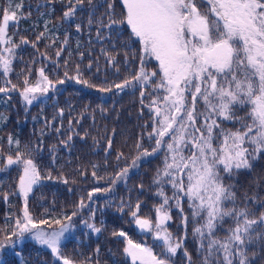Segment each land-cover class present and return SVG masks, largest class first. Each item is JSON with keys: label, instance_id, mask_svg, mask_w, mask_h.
Segmentation results:
<instances>
[{"label": "snow or ice", "instance_id": "6c2138e0", "mask_svg": "<svg viewBox=\"0 0 264 264\" xmlns=\"http://www.w3.org/2000/svg\"><path fill=\"white\" fill-rule=\"evenodd\" d=\"M120 2L122 10L117 14L114 0H103L100 7L105 11L99 16L89 13L88 24L96 25L98 37L102 29L126 26L129 34L124 46L130 48L131 44H138L139 49L131 52L132 61L125 53L128 75L120 83L99 90L110 92L115 88L138 92L140 115L143 117L146 110L148 118L132 146L136 155L131 163H125L108 179V188L93 187L86 193V199L93 202L96 193L113 191L118 182L128 179L130 169L140 166L142 159L162 157L152 178L155 195L160 198V203L153 206L155 216L142 217V202L139 200L134 205L122 200L117 209L130 215L129 223L135 224L142 232H151L154 240L161 242L160 252L157 254L151 247L135 242L123 230H114L112 236L123 238L125 257L131 264H174L172 258L178 250H183L185 264H195L192 253L184 246L191 225L199 264H251L255 252L250 251V247L258 242L264 245V196L255 191L264 188V173L253 177L251 195L248 191L238 195L234 181L243 171L252 173L254 163L264 158V0ZM5 3L6 7L0 5L3 13L0 18V45H6L0 49V68L7 77L13 70L16 49L20 47L7 32L10 22L13 25L18 23V13L23 16L20 12L23 4L15 3V0H5ZM85 3L97 7L94 0H67L63 18L74 17L78 7ZM45 30L48 31L47 24ZM76 30H81L80 24L76 25ZM44 37L45 33L41 32L31 42L37 51V43ZM29 43L21 37V45ZM55 43L56 40L52 39V44ZM67 43L65 37L63 45ZM63 45L56 51L57 57L64 51ZM106 56L116 67L115 57L108 53ZM152 61H155L154 66H150ZM132 62H136L135 67H132ZM64 63L67 66L68 61ZM91 67L90 63L88 68ZM116 71L119 73V67ZM75 73L70 76L65 71V79H58L55 84L74 80L89 88L96 87L83 77L79 64L75 66ZM17 75L24 76L23 88L19 89L8 80L6 85L10 86L0 87V93L7 95L18 91L22 100L30 105L38 95L44 96L50 88H55L43 67L38 70L34 82L28 78L32 75L31 68L28 75H24L23 70ZM63 114L64 110L60 109L58 115L62 117ZM2 119L5 118L0 116ZM229 124L231 127L226 126ZM45 126H48L47 121ZM69 126H72L71 120ZM149 128L150 131L147 130ZM55 131L60 133V128ZM113 136L115 129L107 140V149L112 148ZM145 137L148 147L144 145ZM7 142L15 146L16 152L13 156L0 150V172L15 166L18 176L15 191L3 193L2 198L7 202L10 194H19L23 206L19 215L9 214L5 225L0 227V250L16 245L27 236L50 250L55 264H100L99 259L94 260L91 256L78 261L63 251L66 233L75 227L73 217L82 209H90L88 219L82 223L95 233L103 230L90 222L95 220V210L85 203L84 196L70 215L53 218L45 208L43 215L46 218H37L29 209L30 194L43 180H59L65 185L76 181H70L63 172L53 176L49 170L47 175H41L35 156L42 150L43 140L26 144L23 149L20 140L11 135ZM60 143L67 145L64 140ZM50 151L54 165L55 145ZM127 159L123 152H118L117 167L120 161L126 162ZM97 167L92 165L94 178L97 177ZM74 171L81 178L87 176L86 171L79 167ZM169 186L171 195L166 191ZM140 189L143 191L142 184ZM52 208H55L54 201ZM125 208L128 210L126 213ZM173 208L178 210L180 217L183 229L180 236L168 228ZM53 224L57 227L53 228ZM49 228L50 231L47 230ZM99 251L97 248L96 254Z\"/></svg>", "mask_w": 264, "mask_h": 264}, {"label": "trees", "instance_id": "16d2710c", "mask_svg": "<svg viewBox=\"0 0 264 264\" xmlns=\"http://www.w3.org/2000/svg\"><path fill=\"white\" fill-rule=\"evenodd\" d=\"M21 2L23 7L20 12L23 16L18 13V23L13 25L10 22L7 32V35L20 47L16 49V57L12 62L13 70L7 77L0 68V87L10 86L6 85L10 80L12 84L22 89L24 76L17 74L23 70L24 75H28V69L31 68L32 75L28 78L30 82H34L38 77V70L42 67L55 84L58 79H65V71H68L70 76H74L77 64L80 65L83 77L96 85L89 88L75 83L74 80H66L64 84H55V88H50L46 95H38L30 105L22 100L18 91L7 95L0 93V116L5 118L0 120V150L5 155L15 156V146H10L7 142L9 135L20 140L21 149L26 144H36L43 140L42 150L35 156L41 175H47L49 170L53 176L63 172L70 181H76L65 185L59 180H43L41 185L34 186V192L30 194V211L37 218H46L43 215L45 208L49 209V214L53 218L64 214L70 215L80 198L85 197V203L90 204L91 209L95 210V220L90 222H94L103 230L95 233L81 225V220L88 219L90 215L89 208L82 209L79 215L73 217L75 227L66 237L63 251L78 261L91 256L94 260L99 259L100 264H131L130 259L123 253L125 246L122 242L123 238L112 236L114 230L125 231L135 242L147 245L159 254L160 243L129 223L131 216L117 209L122 200L125 203L130 201L133 205L139 200L142 202L140 215L155 216L153 206L160 203V198L155 195L156 188L152 185V178L162 157L142 160L138 168L129 171L128 179L118 182L113 191L96 193L93 202L86 199V193L93 187L108 188V179L124 167L125 163L130 164L131 159L136 155L132 146L140 137L142 126L148 118L146 110L143 117L140 115L139 93L130 89L119 91L113 88L110 92H102L99 89L120 83L128 75L127 65L124 63L125 53L129 54L128 60L132 61L131 52L138 51L139 45L131 44L130 48L124 46L129 34L126 26L102 29L100 37L97 36L96 25L89 26L88 18L89 13L99 16L105 11L104 7H100L103 0H94L96 8L85 3L78 7L74 17L68 19L63 18V12L68 6L67 0H15V3ZM0 5L7 6L5 0H0ZM114 6L116 13L119 14L122 10L120 0H114ZM2 15L3 13L0 12V18ZM46 24L48 31L45 30ZM77 24L81 25L79 32L76 30ZM41 32L45 33V37L37 43V51L32 47L31 42L35 41L36 36ZM21 37L26 38L30 43L21 45ZM65 37L68 43L63 45ZM52 39L56 40L55 44H52ZM62 45L64 51L57 57L56 51ZM5 46L0 45V49ZM106 53L115 57L116 67L120 69L119 73L116 67L109 63ZM66 60L67 66L64 63ZM90 63L91 69L88 68ZM135 64L136 62H132V67H135ZM154 64L155 61H152L150 66ZM60 109L64 110L62 117L58 115ZM77 120L79 123H76ZM45 121L48 122L47 127ZM226 126L231 127L230 124ZM56 128H60V133L55 131ZM113 129H115V136L112 137L113 145L111 149H107V140L112 136ZM41 130L44 132L43 136ZM147 130L150 131V128ZM69 136L71 140H68ZM62 140L67 141V145L61 144ZM53 145H55L56 157L54 165L53 154L50 151ZM144 145L148 147L146 137ZM118 152H123L128 158L126 162L120 161L119 167L116 161ZM93 164L98 166L95 169L96 178L91 175ZM77 167L81 171H86V178H81L79 173L74 171ZM262 173H264V158L254 163L252 173L243 171L235 179L238 195L242 196L245 191L251 195L253 192L250 187L251 181L254 176ZM17 176L18 169L15 166L0 172V227L5 225L9 214L19 215L23 206L19 194H10L7 202L2 198L3 193L15 191ZM141 184L143 191L140 189ZM69 188L72 191H68ZM166 191L171 195L168 187ZM255 191L264 196V188ZM185 210L187 214L186 204ZM127 211L125 208V213ZM171 215L172 219L168 222L169 231L177 236L183 235L178 210L173 208ZM52 227L57 226L53 224ZM188 233L184 246L192 253L195 264H199L196 242L191 236V225ZM220 235H223V232ZM97 248L100 250L98 254L95 252ZM250 251L255 252L251 264H264V245L258 242L250 247ZM172 259L174 264H185L183 250H178L177 255ZM0 262L55 264L50 250L30 239H24L6 250H0Z\"/></svg>", "mask_w": 264, "mask_h": 264}, {"label": "rangeland", "instance_id": "374dc122", "mask_svg": "<svg viewBox=\"0 0 264 264\" xmlns=\"http://www.w3.org/2000/svg\"><path fill=\"white\" fill-rule=\"evenodd\" d=\"M241 114H242V113H241ZM144 159H146V158H144ZM144 159H142V160H144ZM130 170H132V169H130ZM168 188H169V190H170V192H171L170 186H169ZM22 202H23V199H22ZM82 220H85V219L83 218ZM82 220H81V225L85 226V225L82 223ZM134 225H135V224H134ZM135 227H136L138 230H140L136 225H135ZM45 228H47V227H45ZM47 230L50 231L51 229L49 228V229H47ZM72 230H73V228L70 230L69 233H66V237L72 232ZM144 232L147 233V234H149L150 238L154 240L153 234H152L151 232H147V231H144ZM25 239H30V240H32L30 237H27V236H26ZM32 241H33V240H32ZM155 241H156V240H155ZM34 242H35V241H34ZM156 242H159V241H156ZM159 243H161V242H159ZM145 246H147V245H145ZM147 247H149V246H147Z\"/></svg>", "mask_w": 264, "mask_h": 264}]
</instances>
